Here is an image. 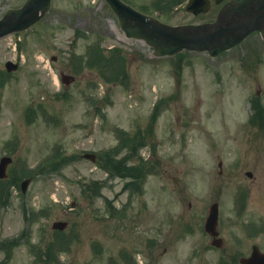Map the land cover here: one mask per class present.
<instances>
[{
    "label": "rangeland",
    "instance_id": "obj_1",
    "mask_svg": "<svg viewBox=\"0 0 264 264\" xmlns=\"http://www.w3.org/2000/svg\"><path fill=\"white\" fill-rule=\"evenodd\" d=\"M126 1L171 24L213 20L217 10L195 16L182 0ZM23 2L0 0V18ZM123 33L105 0H53L40 22L0 39V157L14 158L9 172L18 185L35 175L26 194L3 185L0 264H220L222 258L240 264L254 244L264 251V131L246 138L239 120L252 115L259 88L264 103L263 41L253 36L255 43L217 58L188 50L156 57ZM98 51L105 57L100 68ZM256 53L260 65L253 63ZM115 56L118 73L111 72ZM10 60L17 70H6ZM249 60L247 72L242 65ZM61 71L75 80L64 86ZM125 130L146 136L141 156L151 162L144 171L153 170L143 172L141 191L133 195L83 156L113 150ZM65 156L67 164L54 173ZM94 179L108 182L102 192L117 211L101 197L81 204L80 212L69 209L75 196L81 202L82 184ZM216 200L221 248L204 230ZM42 205L48 216L36 213ZM59 219L71 220L68 248L44 247Z\"/></svg>",
    "mask_w": 264,
    "mask_h": 264
},
{
    "label": "water",
    "instance_id": "obj_2",
    "mask_svg": "<svg viewBox=\"0 0 264 264\" xmlns=\"http://www.w3.org/2000/svg\"><path fill=\"white\" fill-rule=\"evenodd\" d=\"M111 8L118 14L122 29L128 37L144 39L153 46L157 56L173 55L184 49L208 50L216 56L222 50L230 48L245 38L255 29L264 31V0H230L220 10L214 22L200 24L166 23L156 16L141 12L122 0H107ZM52 0H26L18 8H10L0 19V38L12 33L26 30L50 10ZM187 10L198 14L207 11L208 0H190ZM8 70L17 68V65L8 62ZM86 158L96 160L95 153H86ZM9 158L0 163V176L7 165ZM30 179L23 182L22 188L26 191ZM218 204L210 207L206 221V230L217 235ZM66 222H56L55 228L63 229ZM220 245V242L214 241ZM242 264H264V252L254 246L251 256L243 257Z\"/></svg>",
    "mask_w": 264,
    "mask_h": 264
},
{
    "label": "trees",
    "instance_id": "obj_3",
    "mask_svg": "<svg viewBox=\"0 0 264 264\" xmlns=\"http://www.w3.org/2000/svg\"><path fill=\"white\" fill-rule=\"evenodd\" d=\"M157 8H161L165 10V6H158ZM114 52H117V49L113 50ZM95 54L93 55V57ZM114 60V65L111 67V72L114 71V73L120 72V68H122L121 62L118 63L119 58L115 56L114 58H109ZM96 61V66L97 67H102L104 65V58L102 57L100 51H98V54L96 55L95 58ZM109 64V63H107ZM118 64V65H117ZM116 75V74H114ZM104 76V74H103ZM113 78L107 79V81H111ZM119 137L120 139L123 140L124 146L127 147L128 153L127 155L123 158L120 159L118 155L121 152V149L119 147H116L113 151H109L102 156V165L105 168H108L111 173H119V174H125L133 177L136 181L141 180L142 174L144 167L142 164L135 162L136 159L138 158V152L139 149L145 145V135L142 133H139L138 135L136 134H131L128 132L121 131L119 132ZM134 161V164H125L128 161ZM129 163V162H128ZM137 164V165H136ZM114 175V174H113ZM100 185L96 186L93 191H99L100 190ZM50 251H53V249H48V255L50 256Z\"/></svg>",
    "mask_w": 264,
    "mask_h": 264
},
{
    "label": "flooded vegetation",
    "instance_id": "obj_4",
    "mask_svg": "<svg viewBox=\"0 0 264 264\" xmlns=\"http://www.w3.org/2000/svg\"><path fill=\"white\" fill-rule=\"evenodd\" d=\"M219 5L220 4H217V3H216V5L214 4V6H216L217 9H218ZM249 63H250V60L248 61V64ZM262 115H263V119L260 120L261 121L260 123L257 122L254 127H252V126H250L248 124H243V123L240 124V127H243V128H241V130H244L246 132L247 138L249 137L250 134L251 135L253 134L255 136V138H258L259 135L264 131V106H263V114ZM261 151L262 150H259V149H257V151H256L258 153L257 154V160H259V163H261V158H262L261 157ZM247 165H248V163H247ZM247 174L250 175L252 178H254V173L252 171H247ZM120 179L124 181V184H123V187H122V191L123 192H126L127 191L130 195L135 194V193H133V187H132V185L131 184H128V183H125L126 178L124 176H121ZM91 189H92V187H88L86 194L89 195V192H90ZM82 198H83V195H82ZM88 199H89L88 201L91 202L92 197L89 196ZM75 203H76V205H75V207H72V211H78V212H80L81 209H82V206L78 204L77 200H75Z\"/></svg>",
    "mask_w": 264,
    "mask_h": 264
}]
</instances>
